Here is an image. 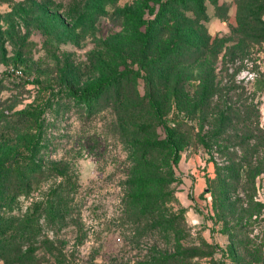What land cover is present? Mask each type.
<instances>
[{
    "label": "trees",
    "instance_id": "trees-1",
    "mask_svg": "<svg viewBox=\"0 0 264 264\" xmlns=\"http://www.w3.org/2000/svg\"><path fill=\"white\" fill-rule=\"evenodd\" d=\"M209 1L216 14L227 19L229 5ZM97 2L98 15H108L118 29L102 43L104 49L92 68L96 79L75 83L76 65L69 60L60 67V79L87 113L114 107L118 117L131 122L134 168L125 182L130 209L172 215L164 229L165 244L177 245L176 251H160L141 264H194L200 253L194 245H212L193 235L186 208L176 196L179 180L173 165L181 151L193 145L202 146L215 161L211 189L215 200L220 199L217 209L239 215L230 234L245 235V243H238L247 245L252 238L246 223L264 214V198L257 195L262 186L264 196V123L255 94L264 90V71L255 69L254 80L237 75L256 59L261 46L264 49V0H236V23L222 34L207 25L206 0ZM78 11L82 12L77 9L73 15ZM140 77L146 82L144 94L138 88ZM124 105L128 108L122 113L119 106ZM43 109V104L27 103L8 113L1 124L8 128L0 134V259L6 264H44L50 256L64 264L50 229L77 220L73 204L80 184L71 179L70 165L62 158L47 163L40 154L44 135L42 125H37ZM214 152L227 161H216ZM259 177L263 179L257 186ZM49 180L53 181L42 193L41 186ZM240 188L246 206L241 196L229 198ZM25 199L30 200L26 207ZM253 243L262 259L264 238Z\"/></svg>",
    "mask_w": 264,
    "mask_h": 264
},
{
    "label": "rangeland",
    "instance_id": "rangeland-1",
    "mask_svg": "<svg viewBox=\"0 0 264 264\" xmlns=\"http://www.w3.org/2000/svg\"><path fill=\"white\" fill-rule=\"evenodd\" d=\"M97 1L0 0V134L8 132L1 125L8 113L27 103L44 105L37 125V129L42 125L44 135L40 154L47 163L62 158V162L70 165L71 179L80 184L73 204L77 220L58 230L50 229L55 246L63 251L64 264H141L151 256L158 257L160 251H176L177 245L165 244L164 229L171 224L172 215L158 210L143 214L139 209H130L125 182L134 168L130 160L131 122L118 117L114 107L87 113L60 79V67L65 66V60L76 65L74 82L78 85L96 79L97 73L92 68L104 49L102 43L118 29L108 15H98ZM220 2L229 5L227 19L220 18L214 4L206 0L207 25L213 33L222 34L236 23L237 4L236 0ZM77 9L82 12L73 15ZM145 11L146 16L151 15ZM261 47L256 59L237 78L254 80L255 69L264 71ZM138 88L142 94L146 92L143 77L139 78ZM255 94L264 123V90ZM127 108L128 105L119 106L122 113ZM158 133L162 134V129ZM209 155L202 146H189L173 165L179 180L175 184L176 196L186 208L188 226L194 236H202L212 244L194 245L200 253L194 256L193 263L260 264L264 256L261 259L253 242L264 238V214L253 215L246 223L248 235L253 239L247 245L245 235L230 234L240 221L239 215L230 214L229 209L220 212L217 209L220 199L215 200L211 189L216 165ZM214 158L219 163L227 161L217 152ZM263 178H258L257 186ZM52 181L41 186L42 193ZM244 193L240 188L231 192L229 198L241 196L244 198L241 203L246 206ZM257 195L264 198L262 186ZM29 201L25 199L24 207ZM169 235L174 243L172 228ZM240 239L244 243H238ZM0 264L6 263L0 259ZM44 264H57V258L50 256Z\"/></svg>",
    "mask_w": 264,
    "mask_h": 264
}]
</instances>
